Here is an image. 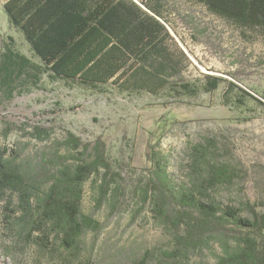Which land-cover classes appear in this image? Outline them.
Masks as SVG:
<instances>
[{"label":"trees","instance_id":"1","mask_svg":"<svg viewBox=\"0 0 264 264\" xmlns=\"http://www.w3.org/2000/svg\"><path fill=\"white\" fill-rule=\"evenodd\" d=\"M196 2L241 28L264 31V0ZM3 9L33 58L17 50L11 37L0 42V99L11 100L44 75L87 87L112 83L124 91L154 95L173 87L195 92L188 83L174 80L191 61L170 32L176 30L170 0H5ZM223 80L207 76L201 88L214 91ZM35 132L41 139L50 135L38 126ZM62 143L68 145L67 153L53 148L31 167L19 154L0 149V200L8 194L15 197L13 206L8 201L4 207V227L15 246L35 243L39 255L59 253L60 264H73L85 229L94 223L81 213L85 184L102 179L98 200L111 203L121 194L115 178L120 176L110 173L101 143L91 147L71 132ZM213 148L211 139L189 147L181 182L169 176L163 157L152 149L149 174L138 186L142 200L170 234V253L179 254L176 264H189L190 255L208 247L211 238L218 239L221 249L213 264H264V213L251 206V215L244 216L210 193L233 185L243 174L219 161Z\"/></svg>","mask_w":264,"mask_h":264},{"label":"rangeland","instance_id":"2","mask_svg":"<svg viewBox=\"0 0 264 264\" xmlns=\"http://www.w3.org/2000/svg\"><path fill=\"white\" fill-rule=\"evenodd\" d=\"M0 0V42L11 37L13 46L33 58L28 43L8 20ZM169 28L191 64L174 79L180 87L158 94L124 91L112 83L96 87L51 79L0 99V149L19 154L30 167L53 148L68 152L62 142L68 132L91 147L99 142L120 184L119 194L98 200V184L89 180L81 202L83 216L94 220L82 236L73 264H176L171 236L153 217L140 187L152 163L151 150L164 159L175 182L185 177L189 147L207 139L214 142L216 157L236 166L242 178L210 193L223 204L238 207L250 216V207L264 213V31L241 28L209 13L196 0H170ZM207 76L224 79L214 91L201 87ZM233 84V85H232ZM35 126L47 128L41 139ZM187 168V167H186ZM104 177V176H103ZM114 183V182H113ZM14 195L0 200V264H60L62 254L39 255L35 243L14 245L4 227V208ZM13 247L11 250L6 246ZM221 252L218 239L190 255L189 264H213ZM174 255V256H173Z\"/></svg>","mask_w":264,"mask_h":264}]
</instances>
